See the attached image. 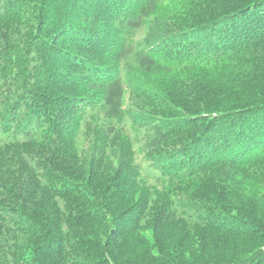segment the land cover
I'll return each mask as SVG.
<instances>
[{
  "label": "trees",
  "instance_id": "trees-1",
  "mask_svg": "<svg viewBox=\"0 0 264 264\" xmlns=\"http://www.w3.org/2000/svg\"><path fill=\"white\" fill-rule=\"evenodd\" d=\"M0 264H264V0H0Z\"/></svg>",
  "mask_w": 264,
  "mask_h": 264
}]
</instances>
